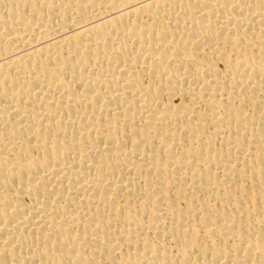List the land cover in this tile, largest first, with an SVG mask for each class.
I'll list each match as a JSON object with an SVG mask.
<instances>
[{
    "label": "bare ground",
    "instance_id": "6f19581e",
    "mask_svg": "<svg viewBox=\"0 0 264 264\" xmlns=\"http://www.w3.org/2000/svg\"><path fill=\"white\" fill-rule=\"evenodd\" d=\"M0 264H264V0H0Z\"/></svg>",
    "mask_w": 264,
    "mask_h": 264
}]
</instances>
